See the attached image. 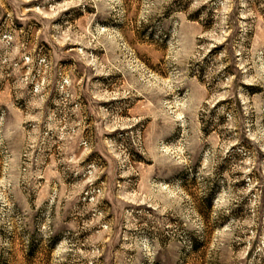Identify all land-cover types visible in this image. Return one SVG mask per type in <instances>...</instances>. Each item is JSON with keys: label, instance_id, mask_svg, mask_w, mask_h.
Returning <instances> with one entry per match:
<instances>
[{"label": "rangeland", "instance_id": "374dc122", "mask_svg": "<svg viewBox=\"0 0 264 264\" xmlns=\"http://www.w3.org/2000/svg\"><path fill=\"white\" fill-rule=\"evenodd\" d=\"M0 264H264V0H0Z\"/></svg>", "mask_w": 264, "mask_h": 264}]
</instances>
